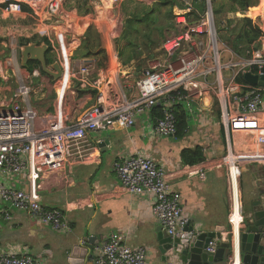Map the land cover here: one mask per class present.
<instances>
[{
	"label": "crops",
	"instance_id": "1",
	"mask_svg": "<svg viewBox=\"0 0 264 264\" xmlns=\"http://www.w3.org/2000/svg\"><path fill=\"white\" fill-rule=\"evenodd\" d=\"M169 1L121 0L111 4L109 0H65L63 12L59 15L52 14L45 5H41L36 13L27 4L21 13L3 15L0 0V108L13 107L18 87L17 69L10 60L14 47L19 53L21 67L18 72L32 87L30 101L38 112V128L53 118L64 126L74 125L96 102L97 90L81 87L79 79L71 75L73 65L84 58L94 57L99 67L119 66L126 79L125 88L132 91L149 65L165 61L163 43L168 36L177 33L175 14L182 5L178 0V4L172 7L167 4ZM252 1V7L242 8L238 3L230 5L229 0H213L220 32L227 34L229 29H235L229 33L230 37L223 38V43L238 56H249L256 49L264 53V0ZM69 2L71 5L66 7ZM139 2L148 6L142 7ZM203 4L202 0L194 2L195 10L188 14L190 21L199 19ZM119 5L128 6L127 14L124 13L126 23L142 21L158 6L159 30L152 22L153 28L142 26L144 29L139 27L134 34L127 36L125 23L123 29L122 24L115 25L111 32L109 21L98 20L106 10ZM247 18L260 32L250 45L251 50H244L238 34L246 27L244 19ZM143 36L148 38L145 47L137 44ZM236 43L246 51L245 55L235 50ZM32 45L47 47L46 67L37 60V53H30L28 63L23 64V51ZM62 55H65L64 62ZM56 65L60 70L55 68ZM92 76L96 73L93 72ZM193 105L192 111L186 109L189 131L183 138L157 136L152 131L154 117L151 109L138 115L136 124L130 128L91 132L88 146L96 148L97 161H82L45 173L40 190L42 204L63 211L73 229L70 233H60L51 225L26 212L14 210L8 202L0 200V209L11 213V219L0 220V252L28 253L41 264H97L94 257L98 248L109 235L119 232L125 235L126 244L148 248L149 263L162 264L157 230L161 224L153 212L155 196L128 192L115 170L116 160L137 152L148 155L165 168L171 185L182 196L184 215L203 229L221 231L222 241L228 242L231 230L228 177L226 167L218 165L227 152V137L220 121L218 99L214 93L207 92ZM258 116L260 131L264 134V107ZM254 137L250 131H232L230 137L236 153L250 154L253 158L240 166L239 190L244 207L250 206L264 188V143H255ZM196 145H201L206 155L199 163L207 166L204 180L198 174L190 176L182 171L186 165L181 159L182 150ZM244 173L250 180L245 187ZM8 180L16 188L28 189L27 173ZM91 237H94L95 248L88 249L84 259L79 257L82 260L74 261L75 247L85 246L82 244ZM214 242L216 248V239Z\"/></svg>",
	"mask_w": 264,
	"mask_h": 264
},
{
	"label": "built area",
	"instance_id": "2",
	"mask_svg": "<svg viewBox=\"0 0 264 264\" xmlns=\"http://www.w3.org/2000/svg\"><path fill=\"white\" fill-rule=\"evenodd\" d=\"M65 0H1L3 15L18 14L24 5H30L36 13L45 5L59 15ZM121 0H109L117 4ZM179 0L182 7L175 14L177 33L168 36L163 48L166 59L156 61L144 70L135 88L128 91L126 79L119 66L101 68L94 57L79 60L73 65L71 75L80 81L81 87L95 88L96 102L85 110L80 119L71 126H64L57 119H49L38 128V112L32 106V87L18 72L20 61L18 49L11 53V64L17 69L18 87L11 109L0 108V200L11 207L26 212L42 223L52 226L60 233L73 229L62 210L42 204L40 190L46 172L59 171L78 162L97 161L94 146H88L91 132L102 129L130 128L136 118L154 107H160V116L154 117L152 131L159 137H177V106L183 104L193 110L196 99L212 92L218 99L220 121L227 137V152L218 165L226 167L230 212L228 220L232 228L240 230L244 222L239 172L244 161L252 160L250 154L234 151L232 131L254 133L255 143H264L259 113L264 107V86L239 82V74L250 71L259 77L264 75V53L256 49L249 56H238L222 62L221 32L217 25L213 0H202L204 9L199 19L192 22L188 14L195 10L194 2ZM237 57V58H235ZM63 62L65 55H62ZM224 69H230L229 76ZM93 72L96 76H92ZM92 76V77H91ZM115 170L125 190L136 195L155 196L153 212L161 225L172 236L183 231L190 218L183 213L182 196L170 183L169 174L163 166L148 155L137 152L115 162ZM182 171L188 175L207 176L205 164L185 165ZM27 173L28 189L16 188L8 180ZM239 220L235 222V213ZM11 219L7 209H0V220ZM237 226V227H236ZM240 237L235 241V257L228 264H243L240 259ZM98 248V247H97ZM208 250H215L211 242ZM148 248L126 244L125 235L115 232L98 248L97 264H149ZM234 261V263H233ZM0 264H41L31 254L16 250H2Z\"/></svg>",
	"mask_w": 264,
	"mask_h": 264
},
{
	"label": "water",
	"instance_id": "3",
	"mask_svg": "<svg viewBox=\"0 0 264 264\" xmlns=\"http://www.w3.org/2000/svg\"><path fill=\"white\" fill-rule=\"evenodd\" d=\"M34 46L25 47L23 64L28 63L30 53L32 55L37 53L39 54V56H36L37 60L41 61L46 67L44 57L47 47L36 48ZM55 68L60 70L59 65H56ZM244 77L253 85L264 86V75L259 77V75L248 71ZM244 214L245 221L241 226L239 241L241 242L243 264H264V188L250 206L244 207ZM157 230L162 264H228L235 254L233 242H223L221 231L203 229L192 221L175 236L170 235L167 228L162 225ZM92 238L94 237L82 244L85 246L77 245L75 247L73 252L74 261L82 260L79 257L84 259L88 249L95 248ZM215 239V250H208L210 243Z\"/></svg>",
	"mask_w": 264,
	"mask_h": 264
},
{
	"label": "trees",
	"instance_id": "4",
	"mask_svg": "<svg viewBox=\"0 0 264 264\" xmlns=\"http://www.w3.org/2000/svg\"><path fill=\"white\" fill-rule=\"evenodd\" d=\"M178 0H170L169 3L172 7L177 3ZM231 3L230 5L235 3H238L242 8H247L248 6L252 7V0H229ZM246 27H243L241 31L238 33L240 41H242V44L244 46V50H251L250 45L257 39V37L260 35V32L257 30L256 27L253 26L252 21L250 19H244ZM230 30V31H229ZM226 33H222L221 37L222 39L225 37H230L231 34H229L231 31L235 32L234 28H231ZM235 50H238V53L240 55H245L246 51L239 47V43L235 44ZM90 53V52H89ZM89 55V54H87ZM237 80L239 82H247L243 74H239ZM186 109L182 104H179L177 106V125H178V132L177 137L183 138L187 132L189 131V121H188V113H186ZM160 107H154L152 116H160ZM206 158V155L204 153V148L201 145H196L195 147H187L184 148L181 152V159L184 164L194 165L198 164L202 161H204Z\"/></svg>",
	"mask_w": 264,
	"mask_h": 264
},
{
	"label": "rangeland",
	"instance_id": "5",
	"mask_svg": "<svg viewBox=\"0 0 264 264\" xmlns=\"http://www.w3.org/2000/svg\"><path fill=\"white\" fill-rule=\"evenodd\" d=\"M140 4H142V2H139ZM157 4V2L155 3ZM155 4L153 6H155ZM71 5V3H67L66 7H69ZM144 3L142 4V7H143ZM213 5H214V2H213ZM145 6H148V4H145ZM113 8V7H112ZM111 8V9H112ZM127 8L128 6L127 5H119V6H115L112 10L110 11H107L106 10V13L101 17V19H99L98 21L101 22L102 20L104 21H109V24H110V30L111 32L114 31V26H119L122 24V28L123 29L125 27V23H126V19H127V16L125 14H127ZM151 8V7H150ZM155 12L152 13V14H148V17L147 18H144V19H141L142 21H131V22H127L126 23V35L127 36H130L132 34H134V31L139 29L140 27V30L141 28H153L152 26V22H155L156 23V29L159 30L158 28V17H159V13L157 12L158 10V6H156L155 8ZM168 9V8H167ZM170 10V9H168ZM157 12V13H156ZM125 13V14H124ZM100 14V12H99ZM218 21V20H217ZM143 26V27H142ZM143 28V29H144ZM146 30V29H145ZM103 31H106V30H103ZM148 31V30H146ZM151 31H154V30H151ZM147 35H148V32H147ZM14 39V38H12ZM147 37L146 36H143L142 40H139L138 39V46H142V47H145L147 45ZM136 44V46H137ZM220 48L221 50H223V54H222V62H227L228 59H231L232 58V53L227 49L225 43H220ZM237 58V57H235ZM101 68H104V67H101ZM231 73L230 69H224V74L226 76H229V74ZM192 123L190 122V125ZM242 181L244 182V187L248 184H250V180L247 179V174L244 173L243 176H242ZM248 207V206H247ZM14 210H17L15 208H13ZM19 211V210H18Z\"/></svg>",
	"mask_w": 264,
	"mask_h": 264
},
{
	"label": "clouds",
	"instance_id": "6",
	"mask_svg": "<svg viewBox=\"0 0 264 264\" xmlns=\"http://www.w3.org/2000/svg\"><path fill=\"white\" fill-rule=\"evenodd\" d=\"M220 35H222V32H221V34ZM222 38V37H221ZM222 42H223V39H222ZM18 57H19V53H18ZM20 61V60H19ZM244 76H245V74H244ZM247 81V80H246ZM248 82V81H247ZM248 83H250V82H248ZM257 85V84H256ZM194 103H195V101H194ZM183 105V104H182ZM184 106V105H183ZM194 106V105H193ZM184 108L185 109H187L185 106H184ZM177 138V137H176ZM199 164V163H198ZM198 164H194V165H198ZM186 165H189V164H186ZM41 195V194H40ZM242 205H243V203H242ZM63 212V211H62ZM64 214V213H63ZM243 216H244V221H245V214H244V205H243ZM191 221V220H190ZM244 223V222H243ZM242 223V224H243ZM230 224V223H229ZM163 226V225H162ZM242 226V225H241ZM241 226H240V230H241ZM230 227H231V230H230V232L228 233V235H229V239H228V241H230V242H233V245H234V249H236V244H235V241H237V237H238V234H239V237H240V230H239V232H238V230L237 229H234V228H232V226L230 225ZM168 231V230H167ZM212 242H214V241H212ZM233 257H235V254H234V256ZM232 257V258H233ZM240 259H241V261H242V257H241V242H240ZM231 261V260H230ZM229 261V262H230ZM243 262V261H242Z\"/></svg>",
	"mask_w": 264,
	"mask_h": 264
},
{
	"label": "bare ground",
	"instance_id": "7",
	"mask_svg": "<svg viewBox=\"0 0 264 264\" xmlns=\"http://www.w3.org/2000/svg\"><path fill=\"white\" fill-rule=\"evenodd\" d=\"M107 30V29H106ZM109 41V40H108ZM110 45V44H109ZM112 50V49H111ZM235 222H236V225H237V222H238V220H239V213L238 212H236L235 213ZM237 227V226H236ZM233 263H234V261H233ZM236 264H239V260H238V258H237V261H236Z\"/></svg>",
	"mask_w": 264,
	"mask_h": 264
}]
</instances>
